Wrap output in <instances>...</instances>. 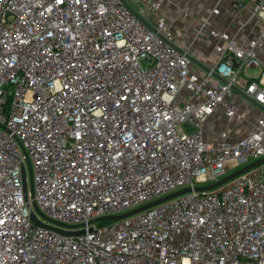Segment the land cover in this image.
Returning <instances> with one entry per match:
<instances>
[{"label":"built area","instance_id":"obj_1","mask_svg":"<svg viewBox=\"0 0 264 264\" xmlns=\"http://www.w3.org/2000/svg\"><path fill=\"white\" fill-rule=\"evenodd\" d=\"M167 1L0 0V264H264V164L90 224L264 158V114L243 137H204L217 112L245 121L234 88L264 108V74L248 73L264 31L211 30L220 59L203 71ZM234 7L264 19V0Z\"/></svg>","mask_w":264,"mask_h":264},{"label":"rangeland","instance_id":"obj_2","mask_svg":"<svg viewBox=\"0 0 264 264\" xmlns=\"http://www.w3.org/2000/svg\"><path fill=\"white\" fill-rule=\"evenodd\" d=\"M171 3L166 2L164 9L170 16H172V23L174 24V32L177 34L179 29L181 44L188 46L191 49L194 44L193 37L199 35L209 34L211 30L225 31L232 36L243 33L246 35V39L251 34H257L264 31V19L259 18L251 12L250 16H247L245 9H236L234 2L229 1L225 3L223 0H170ZM219 6H218V2ZM221 1L224 3L221 4ZM216 7L220 8L218 14L214 13ZM248 11L251 10L249 7ZM249 32V34H248ZM212 53V51L210 52ZM195 55V54H194ZM259 57L262 61L260 69H250L248 73L250 75L260 76L264 74V45L259 51ZM237 111L242 114L246 113L245 121L243 122H231L228 123L230 128L241 129L244 126L247 127L254 123L256 115L259 111L257 107L250 106L251 104L245 102L243 104L234 103ZM258 109V110H256ZM225 121H219V127H226ZM213 129L214 128L213 126ZM209 130L205 129L204 137L209 138ZM28 180L30 186V173L28 171ZM83 233L82 229L72 231V234L77 235Z\"/></svg>","mask_w":264,"mask_h":264},{"label":"crops","instance_id":"obj_3","mask_svg":"<svg viewBox=\"0 0 264 264\" xmlns=\"http://www.w3.org/2000/svg\"><path fill=\"white\" fill-rule=\"evenodd\" d=\"M223 1L225 3H228L229 1L230 2L233 1L234 5H235V3L238 0H223ZM167 2L171 3L172 1L169 0ZM222 3L223 2L221 1V4ZM164 8L165 7L163 6L161 14L164 15L165 17H167L170 21H172V16H170L168 14V11L166 12ZM248 8L249 7L245 8V11L247 13V16H250L251 15V10L248 11L247 10ZM178 30L179 29H177V34L175 33V36H174V41H175L176 45H178L179 47H182V48L183 47H185V48L187 47L188 48V46H184V45H182L180 43L181 42L180 33H179ZM218 32H225V31H218ZM231 34H229V35H231ZM248 34H249V32H248ZM257 35H258V33L257 34H251V36H248L249 38L246 39V35H243V33H239L238 35H235L233 37H235L240 43L247 44L251 39L255 38ZM193 39H195V41H193L194 44H192L191 49L189 48L191 56L194 59H196L198 62H200L203 66L208 68V69H211L212 67H214L218 63V61L220 59V55L215 51V45H216L217 39L211 37L209 34L199 35L197 37L194 36ZM211 51H212V53H210ZM200 69L203 70V71L205 70L203 67H201ZM198 72H200V71H198ZM245 102L251 104L250 106H254V108L257 107L254 103L250 102L246 97H244L243 95L239 94L238 92H237L236 99L232 101L233 104L234 103L243 104ZM257 108L259 109V111H258V113L256 115L254 123L251 124V125H248L247 127L244 126L241 129H234L232 127L230 128L228 123H231V122L226 119L224 114L222 112L215 113L209 119V121L207 123V128L206 129H210L208 134L211 135V136H209V138L212 137L213 135L215 136L217 134V132H219L221 130H228L229 132H231L232 136H234V137H243L245 134L248 133V131L257 123V121L264 114V110L263 109H261L259 107H257ZM258 109H256V110H258ZM220 120L221 121H225V123H227L226 127H219L218 126ZM213 126L216 129H213Z\"/></svg>","mask_w":264,"mask_h":264},{"label":"water","instance_id":"obj_4","mask_svg":"<svg viewBox=\"0 0 264 264\" xmlns=\"http://www.w3.org/2000/svg\"><path fill=\"white\" fill-rule=\"evenodd\" d=\"M191 60L198 64L199 66L203 67L206 71L208 72H211V69H208L206 68L205 66H203L200 62H198L196 59H194L192 56L190 57ZM217 79H219L221 82L223 83H227V81L225 79H222L221 77H219L218 74L214 73L213 74ZM236 92H238L239 94L243 95L244 97H246L250 102L254 103L257 107L261 108L264 110V108L259 105L258 103H256L253 99H251L250 96H248L247 94H245L243 91L237 89V88H234ZM27 161H28V170H29V173H30V189H31V193H32V197L34 198V186H33V182H32V177H33V170H32V164H31V161L29 159V157L27 156ZM264 164V158L263 159H259L257 161H254L248 165H246L245 167L237 170V171H234L232 173H230L229 175H227L226 177H224L223 179H221L220 181L214 183V184H211V185H208V186H203V187H189V188H185V189H182L180 191H177V192H174L172 194H169L163 198H160L158 200H155L151 203H148L146 205H143L141 207H138L132 211H129V212H126V213H123V214H119V215H112V216H104V217H101V218H98V219H95L93 221H91L90 224H95V223H115V222H119V221H122L126 218H129L133 215H136L138 213H141V212H144L152 207H155L157 205H160L164 202H167V201H170L174 198H177L179 196H182L184 194H187V193H190L192 191H196V192H208V191H212V190H215V189H218L220 187H222L223 185H226L228 183H230L231 181H233L235 178L247 173V172H250L252 171L253 169L257 168L258 166L260 165H263ZM23 178H24V187H25V191H26V194H27V180H26V173H25V170H23ZM34 208L39 212V213H42L40 208L38 207L37 203L34 201ZM33 218L34 215L32 216ZM55 224L57 225H60V226H65V227H69L65 224H61L59 222H55L53 221ZM81 226H84V225H81ZM79 227V226H78ZM55 230H58V229H55Z\"/></svg>","mask_w":264,"mask_h":264},{"label":"trees","instance_id":"obj_5","mask_svg":"<svg viewBox=\"0 0 264 264\" xmlns=\"http://www.w3.org/2000/svg\"><path fill=\"white\" fill-rule=\"evenodd\" d=\"M104 224H109V223H106V222H105Z\"/></svg>","mask_w":264,"mask_h":264}]
</instances>
